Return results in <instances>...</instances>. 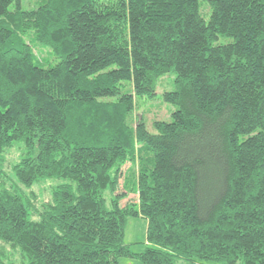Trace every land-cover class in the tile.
<instances>
[{"label":"trees","instance_id":"trees-1","mask_svg":"<svg viewBox=\"0 0 264 264\" xmlns=\"http://www.w3.org/2000/svg\"><path fill=\"white\" fill-rule=\"evenodd\" d=\"M207 3L206 20L200 0H0V164L22 146L0 184V264H264V0ZM170 72V119L134 126ZM50 178L64 182L38 209L21 187Z\"/></svg>","mask_w":264,"mask_h":264},{"label":"rangeland","instance_id":"rangeland-1","mask_svg":"<svg viewBox=\"0 0 264 264\" xmlns=\"http://www.w3.org/2000/svg\"><path fill=\"white\" fill-rule=\"evenodd\" d=\"M41 0H21V7L23 9H30L39 4ZM13 6H10V10H13ZM200 11L202 16L207 20L209 14V6L207 0H200ZM28 40V39H27ZM31 50L34 56L35 62L40 65L47 66L55 60L51 54L50 48L44 45H40L36 42H31ZM174 73H166L159 77L155 86V95L152 98H136L135 106L132 113V123L135 124L141 119L146 127L153 131V122L155 121H168L171 116V112L175 109V106L169 104L163 100V93L172 91L174 89L173 80ZM129 85H126V89ZM22 146L15 143L3 154V161L0 164V184L7 186L17 183L13 178L12 165L17 162L21 157ZM141 166L139 163L131 161L128 163L118 177V190L120 193L129 192L128 198H133L136 193L137 175ZM64 182L59 178H50L42 180L33 184L31 187H21L24 192L30 197V201L40 208L41 202H46L51 196V191L55 186ZM33 195V196H31ZM111 192L106 191V199L109 204V198ZM127 199V198H126ZM35 207L33 208L32 217H36ZM146 227L147 220L141 216L130 217L124 229V242L129 244L131 250L135 253L142 252L146 246ZM0 247H5L6 250H11L10 246L0 241ZM116 264H144L137 257H121ZM209 264H224L215 261H210Z\"/></svg>","mask_w":264,"mask_h":264}]
</instances>
